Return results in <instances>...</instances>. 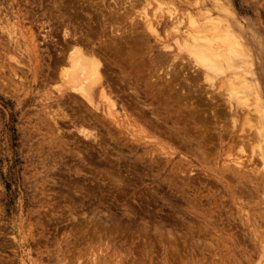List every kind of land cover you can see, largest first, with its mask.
<instances>
[{
    "label": "rangeland",
    "instance_id": "1",
    "mask_svg": "<svg viewBox=\"0 0 264 264\" xmlns=\"http://www.w3.org/2000/svg\"><path fill=\"white\" fill-rule=\"evenodd\" d=\"M173 10L228 25L264 100V0H0V264H264L263 120L164 31ZM71 38L124 69L115 109L59 79Z\"/></svg>",
    "mask_w": 264,
    "mask_h": 264
},
{
    "label": "bare ground",
    "instance_id": "2",
    "mask_svg": "<svg viewBox=\"0 0 264 264\" xmlns=\"http://www.w3.org/2000/svg\"><path fill=\"white\" fill-rule=\"evenodd\" d=\"M144 15H145V12H144ZM161 17H162L161 13H158V12L156 13V11L154 12V14L152 13L151 15L146 14L143 17V23L147 27V30H150L153 33L154 32L156 33L155 26L158 25V23L160 21L159 18H161ZM168 17L171 20V25L164 31L168 32V34H169V32H172L174 36H178L182 39V40L176 39V43L179 44L178 45L179 47L186 49L188 56L191 58L193 63L196 65V67L203 70V72H204L203 75H204V77H206V80L208 79V80L213 81L218 76L224 74L225 72L228 73L227 80H226V77L224 79L226 80V86H227L228 93H229L228 99H229L231 106H235V107H242L243 106V107L248 108V106H250L249 99L251 97L254 98L253 100H255L256 104L253 105V108H256L255 110H258V113L260 114L259 117H261L260 119L263 120L262 121L263 123L261 122V124H259L257 127V135H258L259 144H260V152L258 153V155L260 157L259 160H261V162H262L261 165H263L262 167H264V100H263V97L260 93L258 82L255 79L254 80H248L247 79V75L250 74V71L241 70L240 57H242V54H241L242 52H241V44L238 41L237 37L230 30L228 25L223 26L222 24H220V22L218 20L213 19L214 17H212V16L209 19L201 22L199 20L196 21L193 17H192L193 19H191V16L189 18V15H188L187 18H189V20H190L189 23L192 22V24H190L188 26H193V27H190L189 29L188 28L183 29V27H182L183 25H181V22H182L181 15L178 16L174 12V10L169 12ZM5 19L6 20H4V21L7 22L8 18H5ZM165 35H166V33H165ZM72 38H71V40H65V43L63 46L64 48L62 49L64 51L63 52L64 56L59 60L57 59L58 63H62L64 65H66L65 66L66 69L63 68L61 70L62 71L67 70L66 72L61 73V70L59 69L60 72L58 75H60V74L62 75V77H60L61 75L59 76L60 77L59 79H63V81L66 82V83L65 82L64 83L66 85L68 84L70 86V90L72 91L71 94L75 95V97L78 96L79 98H81V100H85L87 102V104L97 108L96 103H98V102L96 101V99H98V101L106 102L105 107H106V105L108 106L107 110L110 111L112 109H115V102L113 101L112 97L108 94L107 89H106L105 83H108L107 82L108 79H106V77H105V74L107 73V72L105 73V71L110 70V68H112V65L119 67L121 70V73H123V74H124V71H122V70H124V69L120 67L119 62H117V60H115V58L107 57L106 55L101 54L102 53L101 51L95 50V48L91 47L90 45L87 46L85 44L87 47L82 48L81 45L83 43L81 45H78V43L81 42L80 39L79 38L78 39H72ZM174 38H176V37H174ZM140 41H143V40L140 39ZM142 44L143 45L145 44L144 41L142 42ZM142 44H139V41H135L133 43L131 42V44H128L129 48H127V50H123V48H122V46L125 47L127 45V43L124 42V43H122V45L120 43V45H118V46H117V44H115L116 47L114 48L113 53H114V55H116L117 53H121L122 51H125L126 54H131L132 51L133 52L135 50L140 51L141 47L143 46ZM163 47L165 48V46H163ZM134 53H137V52L135 51ZM139 56L140 57L138 59L131 58L129 61V64H128V66L130 65V67L132 69L134 68L133 71H134L135 75L139 74V71L144 67V65L146 63L144 61L145 60L144 53L140 52ZM155 59L153 57V60H155ZM128 60H129V58H128ZM157 60H159V57L155 61H157ZM134 61H137V63L135 64ZM152 61L150 60V63H153ZM121 63H123V62H121ZM123 65H124V63H123ZM203 75H202V78H204ZM106 76H107V74H106ZM126 84H128V83H126ZM108 85H110V87H111V84H108ZM159 93H161V92H159ZM136 98L138 99L137 96H136ZM139 108H141V107H139ZM109 115L114 116V113L109 112ZM245 116H247V114ZM112 118H114V117H112ZM246 120H248V119L246 118ZM159 121H161V120H159ZM139 129H138V131H139ZM233 162H234V164H236L238 166H241V164H242L240 159L234 160ZM263 242H264V237H263Z\"/></svg>",
    "mask_w": 264,
    "mask_h": 264
}]
</instances>
